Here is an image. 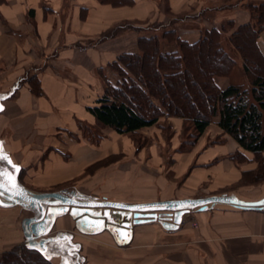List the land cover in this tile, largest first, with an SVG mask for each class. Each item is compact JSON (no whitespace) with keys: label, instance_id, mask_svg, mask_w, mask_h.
Masks as SVG:
<instances>
[{"label":"crops","instance_id":"1","mask_svg":"<svg viewBox=\"0 0 264 264\" xmlns=\"http://www.w3.org/2000/svg\"><path fill=\"white\" fill-rule=\"evenodd\" d=\"M250 2L264 4L0 0V150L9 155L18 177L35 184V191L18 184L33 192L52 186L82 200L123 203L213 195L262 199L258 155L224 133L218 117L187 150L180 148L183 121L171 119L172 147L165 152L156 143L162 140L159 132L154 136L156 123L117 133L86 109L103 94L108 65L119 54L138 52L140 36L160 37L172 28L193 42L207 29H220L224 21L235 26L252 21ZM126 23L133 28L120 30ZM257 41L264 51L261 34ZM162 42L167 41L160 38V48ZM88 127L99 130L98 141L85 136L82 129ZM132 133L156 142L135 147ZM89 184L101 192L94 195L81 188ZM168 211H144L156 216L132 218L125 240L106 228L83 232L68 211L58 213L48 234L57 239L45 243L46 252L53 264H67L68 258L73 264H264V205L194 206L177 224ZM34 215L33 207L0 204V252L26 244L25 226L32 224L26 219Z\"/></svg>","mask_w":264,"mask_h":264},{"label":"trees","instance_id":"2","mask_svg":"<svg viewBox=\"0 0 264 264\" xmlns=\"http://www.w3.org/2000/svg\"><path fill=\"white\" fill-rule=\"evenodd\" d=\"M249 9L252 21L237 26L230 42L242 57L243 72L250 88L234 83L220 88L216 84L215 75L227 74L235 63L221 44L220 29H207L199 39L189 42L169 28L163 30L160 37L156 34L140 36L138 52L119 54L108 65L118 72L119 78L115 85L106 83L103 94L93 106L86 108L87 111L99 124L117 133L153 125L163 112L177 114L190 126V145L205 130L210 118L217 116V125L222 131L260 159L264 151V51L257 38L264 31V4H250ZM124 28L133 27L126 23L120 30ZM160 38L174 41L178 49L163 52ZM82 130L92 142L102 136L95 128ZM259 166L264 168V163ZM263 176L259 169L256 178ZM0 264L53 263L46 250L25 244L19 252L3 253Z\"/></svg>","mask_w":264,"mask_h":264},{"label":"water","instance_id":"3","mask_svg":"<svg viewBox=\"0 0 264 264\" xmlns=\"http://www.w3.org/2000/svg\"><path fill=\"white\" fill-rule=\"evenodd\" d=\"M0 154L7 157V160L0 159V172L6 174V179L15 180L13 172L16 175V166L12 163L8 154L1 150ZM0 193H2L0 194L1 205L19 204L34 208L35 215L26 219V222L32 223L29 229L25 226L27 232L26 245L36 247L41 251L46 250L45 243L57 239V237H50L48 234L56 215L61 212L68 211L76 220L77 227L83 232H95L106 228L111 230L119 240H125L128 236L132 218L144 215L156 216L155 213H143L144 211H173V224H177L181 221V215L188 208L194 206L204 208L208 203L216 202H228L241 207L264 205V197L256 201H245L238 199L234 195H213L203 198H184L144 203L82 200L65 195L60 191L33 192L19 185L16 188L6 185L5 188H0ZM64 237L67 240L69 239L67 235H64Z\"/></svg>","mask_w":264,"mask_h":264},{"label":"rangeland","instance_id":"4","mask_svg":"<svg viewBox=\"0 0 264 264\" xmlns=\"http://www.w3.org/2000/svg\"><path fill=\"white\" fill-rule=\"evenodd\" d=\"M251 4H253L252 2H250ZM248 3V4H250ZM169 27V26H168ZM237 26H235V24H231L230 22L228 21H224V23L222 24V27L220 28L221 30V37H220V40H221V44L223 45V47L230 53V55L234 58L235 60V63L231 66V69L230 71L225 74V75H215V79L217 77L218 80H215L217 81L216 84L222 88L224 87L226 84L228 83H234V84H239L241 87H244V88H250V83H249V79L248 77L244 74L243 72V68H242V65H243V60H242V57L241 55L238 53V51L233 47L232 43L230 42V37L233 33V31L236 29ZM154 31V30H152ZM259 34H261V36L263 37L264 39V31L260 32ZM177 46V43H175L174 41H167V42H162V47H161V50L163 52H170L168 50H170V48L172 47H176ZM177 49H178V46H177ZM119 78V75H118V72L116 70H114L113 68L111 67H107V69L104 71V89H105V86L107 84H111V85H115L117 80ZM107 83V84H106ZM190 92H193V89L190 88L189 89ZM158 104V102H157ZM162 111H165L163 108H162ZM181 119L182 121L184 120V118H182L181 116L179 115H175V114H167V113H164L161 114L159 117H158V120L155 124L154 127H152V129H154V136L156 135L155 132H159L160 133V136H161V139L160 140L158 138V141L156 142L155 139H142V135L139 134V133H132L130 134L131 136V140L133 141V144L135 145V147H138L140 145H148V144H151L152 142H156L158 145H159V148L160 150L162 151H169L171 150V136H173V130L171 129L169 123H167L168 121H170L171 119ZM217 119V116H213L210 118V122H215V120ZM185 121V120H184ZM186 127V129L184 130V128ZM189 124L188 123H182V127H181V133H180V142L183 143L182 145V148L183 150H187L190 146V138H189ZM156 137V136H155ZM157 140V139H156ZM186 143V144H185ZM263 159V160H262ZM264 163V156L263 158H260L259 159V163ZM10 171H12L11 169H9ZM259 171V169H258ZM260 171L261 173L263 172L264 173V168H260ZM13 172V171H12ZM13 176H15V183L17 185L19 181L23 182L25 185H27V187L33 191H35V184H32V183H29L27 181H25L21 174L19 175V177L17 176V173L15 175V172H13ZM17 178V179H16ZM19 178V179H18ZM263 181H264V176L262 177ZM262 181V182H263ZM20 186V185H19ZM82 189H85L87 190V192H90V193H93L94 195L95 194H99V192L101 191H97V188H95V186H89L86 187V186H82L81 187ZM88 188V189H87ZM99 189V188H98ZM42 190V189H41ZM45 191L43 192H50V191H53V187L52 186H49L45 189H43ZM165 212H169V211H165ZM160 213H157V215H159ZM184 219L182 221V223H184ZM190 222H191V219H190ZM194 225V223H192ZM56 242V239L54 240ZM22 244L21 243H18V244H14L13 246L9 247L8 249L0 252V257L3 253L5 252H11V251H20V249L22 248ZM47 255L50 256L51 254L47 251ZM73 261V260H72ZM67 264H73V262H71L68 258V261H67Z\"/></svg>","mask_w":264,"mask_h":264},{"label":"snow or ice","instance_id":"5","mask_svg":"<svg viewBox=\"0 0 264 264\" xmlns=\"http://www.w3.org/2000/svg\"><path fill=\"white\" fill-rule=\"evenodd\" d=\"M0 159L7 160V157L0 154ZM8 185L12 188L18 187V185L15 183L14 179L8 180L6 179V174L4 172H0V188H5V186ZM2 194V193H0Z\"/></svg>","mask_w":264,"mask_h":264},{"label":"bare ground","instance_id":"6","mask_svg":"<svg viewBox=\"0 0 264 264\" xmlns=\"http://www.w3.org/2000/svg\"><path fill=\"white\" fill-rule=\"evenodd\" d=\"M239 199V198H238Z\"/></svg>","mask_w":264,"mask_h":264}]
</instances>
